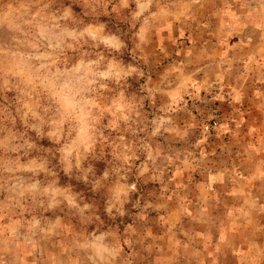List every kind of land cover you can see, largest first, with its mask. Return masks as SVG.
<instances>
[{"label": "rangeland", "instance_id": "obj_1", "mask_svg": "<svg viewBox=\"0 0 264 264\" xmlns=\"http://www.w3.org/2000/svg\"><path fill=\"white\" fill-rule=\"evenodd\" d=\"M0 264H264V0H0Z\"/></svg>", "mask_w": 264, "mask_h": 264}]
</instances>
